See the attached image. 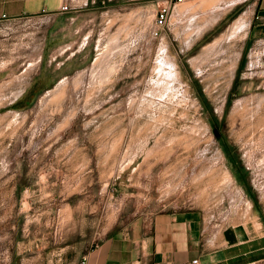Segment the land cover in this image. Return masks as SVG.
<instances>
[{
  "label": "rangeland",
  "instance_id": "374dc122",
  "mask_svg": "<svg viewBox=\"0 0 264 264\" xmlns=\"http://www.w3.org/2000/svg\"><path fill=\"white\" fill-rule=\"evenodd\" d=\"M71 1L0 21V264H77L165 210L264 225L255 0Z\"/></svg>",
  "mask_w": 264,
  "mask_h": 264
},
{
  "label": "crops",
  "instance_id": "0c3cea01",
  "mask_svg": "<svg viewBox=\"0 0 264 264\" xmlns=\"http://www.w3.org/2000/svg\"><path fill=\"white\" fill-rule=\"evenodd\" d=\"M66 1L78 9L71 0H0V21L46 16L50 28ZM254 16L252 27L264 36V0H255ZM84 256L85 264H264V225L250 218L208 227L198 210H165L131 232L109 233L79 264Z\"/></svg>",
  "mask_w": 264,
  "mask_h": 264
},
{
  "label": "trees",
  "instance_id": "16d2710c",
  "mask_svg": "<svg viewBox=\"0 0 264 264\" xmlns=\"http://www.w3.org/2000/svg\"><path fill=\"white\" fill-rule=\"evenodd\" d=\"M45 76L39 78L34 85L27 90V92L14 104L16 108H26L37 96L39 91L48 87L50 83L54 82H47Z\"/></svg>",
  "mask_w": 264,
  "mask_h": 264
},
{
  "label": "built area",
  "instance_id": "2783aa9c",
  "mask_svg": "<svg viewBox=\"0 0 264 264\" xmlns=\"http://www.w3.org/2000/svg\"><path fill=\"white\" fill-rule=\"evenodd\" d=\"M73 8H74V6H72L69 2L66 1V2H64V4L62 5V7H61V9H60V12H62V13H66V12L71 11ZM169 9H170V7H165V8H164V10L167 12V13H166V16H167L168 13H169ZM165 21H166V17H165V19H164V14H163V9H162V13H161V15L158 16V18H157V20H156L157 27H163V24L165 23ZM216 225L221 226L219 222L216 223ZM203 234H204V232H203ZM85 262H86V256H84V257L82 258L81 264H85ZM195 263H197V260L192 261V264H195Z\"/></svg>",
  "mask_w": 264,
  "mask_h": 264
},
{
  "label": "bare ground",
  "instance_id": "6f19581e",
  "mask_svg": "<svg viewBox=\"0 0 264 264\" xmlns=\"http://www.w3.org/2000/svg\"><path fill=\"white\" fill-rule=\"evenodd\" d=\"M236 194V193H235Z\"/></svg>",
  "mask_w": 264,
  "mask_h": 264
}]
</instances>
